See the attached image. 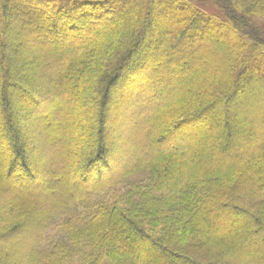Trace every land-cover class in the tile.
<instances>
[{
	"label": "trees",
	"instance_id": "trees-1",
	"mask_svg": "<svg viewBox=\"0 0 264 264\" xmlns=\"http://www.w3.org/2000/svg\"><path fill=\"white\" fill-rule=\"evenodd\" d=\"M239 256L264 264V0H0V264Z\"/></svg>",
	"mask_w": 264,
	"mask_h": 264
},
{
	"label": "rangeland",
	"instance_id": "rangeland-1",
	"mask_svg": "<svg viewBox=\"0 0 264 264\" xmlns=\"http://www.w3.org/2000/svg\"><path fill=\"white\" fill-rule=\"evenodd\" d=\"M230 29H232L233 32H235V33L230 32L229 29L228 30H225L224 31V34H223L224 35L223 36L224 37L223 39L225 41H227V42H233V43H235L237 45V47H239V48L242 47L243 46L242 42L236 40L235 34L238 31L235 30V27L232 24H231V28ZM7 38H9V35H8ZM214 54L215 53L209 55V58L211 59V61H210L211 62V65H212V63L217 62V60H216V57L217 56H214ZM193 65L196 66L197 65V62H193ZM29 75H31V74H29ZM192 75H194V74H192ZM197 78L198 79H196V80H198V81H201L202 80L201 77H197ZM122 80L124 81L125 79L122 78ZM58 97L60 99H62V100H64V99H70V96H62V95H59V94H58ZM72 99L73 98H71L70 101H72ZM152 100L158 102V99L157 98H153ZM74 105H75L76 108L78 107L77 110L81 108V113H82L81 115L84 116L86 119H87V117L91 116L92 110H93V108H92L93 104H92V100L90 99L89 95H87L86 93H83V98L81 97L80 102L78 101L77 103H74ZM120 106L121 107H118L117 109H115L113 111L112 115L109 116V121H108V122H110L112 124V130L110 131V136H111V138L113 140V145H114V150H113L114 151V154H113L114 162H116V161L117 162H121V160H123V156H124V151L123 150H126V148L131 147L132 139H133V136L135 135V134L132 135L133 132H134V129H135V122H134V118L132 116V112L130 111V109H127L126 107H123V105H120ZM48 112H50V111H46L45 113H48ZM218 113L220 115L225 114L223 107H221V109H219ZM210 114H211V112L209 113V115ZM52 115H53V113H52ZM16 119L19 122L18 124H19L21 130H23L24 132H27V135L30 138L32 137L31 140H32V143H34V144L29 145L30 152H28V155L32 159L34 158V160H36L35 152H38V150H39V143H38V139L35 138L34 137V134L32 135V133H34L36 131L38 132L39 127L38 128L37 127L35 128V126H34L32 128V126L30 124H28L26 122V120H23V118L21 116L20 117L17 116ZM50 125H52V123H49V124L46 123V126H43L42 127V130L44 132H49ZM32 129H33V132H32ZM192 129H193V127H190L189 130H192ZM144 131H146V129ZM51 132L52 131H50V133ZM181 138H182V135L179 137V139H181ZM137 139L138 140L140 139V136H138V134H137ZM242 140H246V139L243 138ZM73 141L76 142L77 140L74 138ZM169 142L170 141H168V140L166 141V143H169ZM79 143L80 142H78V144ZM58 144L65 145L64 143H58ZM33 152H34V154H33ZM143 152H144V150H143ZM143 152H142V154L144 155ZM33 155H34V157H33ZM124 163H125V161H122L121 164H119V167L122 164H124ZM25 241H26L25 238L24 239L23 238L22 239L20 238L16 242H18L19 244L20 243L25 244L26 243ZM16 242H15V245H16ZM235 261L238 264H259V263H256L257 261L255 263H253L255 260L251 259L250 257H245V256H239L237 259H235Z\"/></svg>",
	"mask_w": 264,
	"mask_h": 264
}]
</instances>
